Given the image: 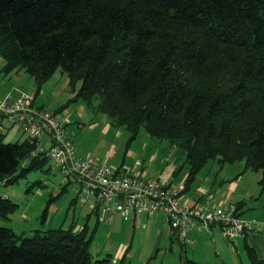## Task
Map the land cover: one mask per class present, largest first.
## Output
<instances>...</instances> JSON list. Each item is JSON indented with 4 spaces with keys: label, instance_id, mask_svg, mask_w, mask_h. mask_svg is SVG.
Listing matches in <instances>:
<instances>
[{
    "label": "trees",
    "instance_id": "obj_1",
    "mask_svg": "<svg viewBox=\"0 0 264 264\" xmlns=\"http://www.w3.org/2000/svg\"><path fill=\"white\" fill-rule=\"evenodd\" d=\"M0 55L3 71L24 68L39 85L58 69L67 73L70 102H98L130 133L128 144L144 128L182 150L185 191L210 160H245L264 185V0H0ZM5 136L0 129L5 184L51 167L44 154L32 156L30 136ZM18 208L0 194V217ZM86 227L26 235L0 226V264H118L92 260ZM247 251L252 264H264Z\"/></svg>",
    "mask_w": 264,
    "mask_h": 264
},
{
    "label": "rangeland",
    "instance_id": "obj_2",
    "mask_svg": "<svg viewBox=\"0 0 264 264\" xmlns=\"http://www.w3.org/2000/svg\"><path fill=\"white\" fill-rule=\"evenodd\" d=\"M4 65L5 59L0 55V83L4 84H0V87L7 89L0 93V106H21L19 113L31 107V103L33 106L55 113L57 112L55 109L65 107L61 111L62 116L68 119L64 127L65 132L82 154L80 156L91 155L97 161L111 165L124 162L126 165L135 166L139 162V168L148 175L147 177L163 182L168 179L174 182L180 181L188 173L189 167L185 154L176 146H171L167 140L152 137L144 128H141L137 138L128 144L130 133L124 127L114 125L106 114L97 111L98 102L95 101L93 106L87 105L82 100L70 102L75 92L71 91L67 73L58 69L39 85L35 77L24 68L6 73L3 71ZM80 84L79 82L77 87ZM25 94H28L31 99ZM24 95L26 101L22 102L20 100ZM0 129L5 133L7 142L23 141L30 136V131L20 122L13 123L1 114ZM42 141L46 143V147H49L51 138L45 135ZM48 167L49 164H46L42 169L31 170L18 181L0 184V194L19 204V208L10 215V218L0 217V226L11 227L18 234L32 235L35 230L44 232L60 226L67 228L71 223H75L78 231L87 225V236H92L90 254L93 261L108 256L118 264L121 262L123 264H182V258L194 257L192 251L195 247L187 245L188 254L185 256L182 245L178 240L171 242L164 229L160 225L158 228V221L155 218L152 219L153 225L150 231L151 225L150 223L148 225L147 217H144L147 226L143 227L138 223L134 224L132 217L129 222L118 214L112 222H108L102 212L98 217L88 207V203L87 205L81 201L74 202V199L78 200L80 197L79 186L76 183H69L68 188L63 190L64 175L59 168L51 166L48 169ZM245 167V160L226 163L223 166L216 160H210L200 170L195 181L191 182V187L187 191L183 190L179 196L180 200L186 203L183 200L184 195H196L197 187L206 184L211 189L209 193L214 197L213 204H218L215 201L218 202L222 193L232 187L236 189L235 193L231 192L232 200L237 201L240 193L247 192L242 200L245 214L263 211L262 172L245 169ZM37 180H40L41 184L36 183L32 186ZM232 181H237V185L231 184ZM252 225L264 227V221ZM205 235L209 240L211 239L207 234ZM127 247L131 248L130 253H126ZM207 251L211 254L212 250L205 248L204 252ZM235 261V263L252 264L245 247ZM205 264H214V262Z\"/></svg>",
    "mask_w": 264,
    "mask_h": 264
},
{
    "label": "built area",
    "instance_id": "obj_3",
    "mask_svg": "<svg viewBox=\"0 0 264 264\" xmlns=\"http://www.w3.org/2000/svg\"><path fill=\"white\" fill-rule=\"evenodd\" d=\"M25 95L20 101H26ZM20 108L0 106V114L28 129L36 144L32 156L44 154L48 157L51 166L59 168L67 182L79 186L80 199L95 202L96 210H100L108 222L117 214L127 218L142 213L161 215L170 234L174 232L185 245L195 244V238L190 234L195 227L210 232L211 226L218 224L231 241L254 228L252 224L256 221L242 217L230 201L213 204L207 197L194 203H182L179 196L185 184L171 186L147 177L139 168V162L135 166L125 163L116 166L99 162L94 157L78 155L65 132L68 119L62 116L61 111L55 113L32 103L21 113L18 111ZM45 135L51 138L49 147L42 141ZM27 163L28 160L24 164ZM6 182L7 178L0 180V184Z\"/></svg>",
    "mask_w": 264,
    "mask_h": 264
},
{
    "label": "crops",
    "instance_id": "obj_4",
    "mask_svg": "<svg viewBox=\"0 0 264 264\" xmlns=\"http://www.w3.org/2000/svg\"><path fill=\"white\" fill-rule=\"evenodd\" d=\"M1 85H4V84H1ZM5 88L6 87H4V88L0 87V93L7 90ZM76 151L79 155L81 154L78 151L77 147H76ZM86 157H93V156L90 155V156H86ZM119 165H121V164H119ZM119 165H116V166H119ZM144 174L146 176H148L146 173H144ZM186 177H187V174L180 181L174 182L172 179H168V181H165V183L168 185H171V186H177L180 184H184ZM240 178H242V177H240ZM240 178H238V179H240ZM66 183H67V181L65 179L64 184H66ZM70 183H74V182H70ZM233 183H234V185H237V181H232L231 184H233ZM190 187H191V183L189 184V188ZM227 189H228V191H224L222 193V195H221L222 197L218 202H224V201H228V200L235 202V203L241 202L244 199L243 196L245 195V193H247L246 191L243 193H240L239 198H241V199L238 198L237 201H235V200H232V198H233L232 193H235L236 189L234 190V188H232V187H229ZM197 190H198V192L196 193V195H187V196L184 195L183 200L185 202H188V203H194V202L201 201V200H204L205 198L209 197L212 200V202L214 201L213 195L209 193V191H211V189L208 185L201 184L197 187ZM77 201H81L82 203H86V204L88 203L89 204L88 207H90V209L92 210L93 213H96V215H98V217L101 215V211L96 210L95 202H93L92 200H84V199H80V197H79L78 200H77V198L74 199V202H77ZM218 202L215 201V203H218ZM243 205H244V203H243ZM243 205H241V208L239 209L241 216H243L244 218L252 219L256 222H260V221L263 222L264 221V210L259 212V213L249 212V213L245 214L244 210H243ZM118 215H120V214H118ZM115 217H116V215L114 216V218ZM144 217L148 218V220H147L148 225H149V223L151 225L150 231L152 230L151 228L153 225L152 219L155 218L158 221V228L160 225L161 228L164 229V232H165L167 238H169L171 240V242H173L174 240H176V241L178 240L180 245H182L183 251L185 252V256H187V254H188V252L186 250L187 245H185L183 242H181L175 236L174 232H171V234L169 233L170 229L165 224V221L163 220V217L161 215L150 216V215H147L144 213L139 214V215H135V216H132V218L134 219V224L137 225V223H138L142 227L147 226V221H145ZM89 218H91V216ZM130 218L131 217H128V218L124 217V219H126L128 222L130 221ZM113 220H111V222ZM161 228L159 230H161ZM190 234L195 238V244H193L194 246L189 245L193 248L195 247L192 251L193 252L192 254H194V257H191V258L195 259L196 261H198L202 264H205L206 262H214V264H216V263L222 262V261H224L226 263H235L236 262L235 260H238L239 256L242 254V248L245 247V249H247L246 248L247 245L253 247L256 250L259 258L264 259V227L254 226V228L248 230L244 236L239 237L236 240H233L232 243H230L231 241L228 242L229 240L223 235V233L221 231V227L218 224L212 225L210 232H207L204 229H200L198 227H195L194 229L191 230ZM205 234H207L211 239L209 240ZM132 245H133V243H132ZM205 248L210 249L214 252L211 251V254L208 251L204 252ZM125 250H128L127 252L125 251L126 253L131 252V248L129 249L128 247ZM198 255H200V256L198 257ZM205 258H207V259H205ZM201 259L206 260V261H203ZM216 260H218V261H216Z\"/></svg>",
    "mask_w": 264,
    "mask_h": 264
}]
</instances>
